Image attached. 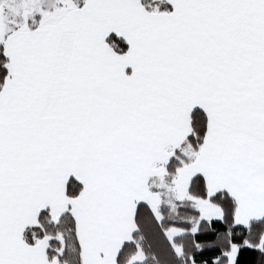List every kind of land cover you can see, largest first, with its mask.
<instances>
[{
	"label": "snow or ice",
	"instance_id": "6c2138e0",
	"mask_svg": "<svg viewBox=\"0 0 264 264\" xmlns=\"http://www.w3.org/2000/svg\"><path fill=\"white\" fill-rule=\"evenodd\" d=\"M0 264H264V0H0Z\"/></svg>",
	"mask_w": 264,
	"mask_h": 264
}]
</instances>
